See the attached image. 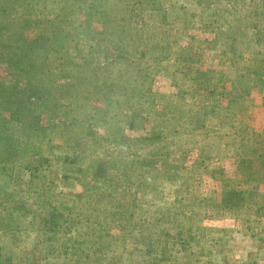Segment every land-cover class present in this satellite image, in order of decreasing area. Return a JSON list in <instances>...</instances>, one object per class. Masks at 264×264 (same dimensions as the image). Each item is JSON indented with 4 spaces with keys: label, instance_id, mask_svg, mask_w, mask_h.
I'll return each instance as SVG.
<instances>
[{
    "label": "rangeland",
    "instance_id": "374dc122",
    "mask_svg": "<svg viewBox=\"0 0 264 264\" xmlns=\"http://www.w3.org/2000/svg\"><path fill=\"white\" fill-rule=\"evenodd\" d=\"M1 260L264 264V0H0Z\"/></svg>",
    "mask_w": 264,
    "mask_h": 264
},
{
    "label": "trees",
    "instance_id": "16d2710c",
    "mask_svg": "<svg viewBox=\"0 0 264 264\" xmlns=\"http://www.w3.org/2000/svg\"><path fill=\"white\" fill-rule=\"evenodd\" d=\"M29 66H31V62L29 63ZM39 68H41V67H39ZM1 262H2V263H0V264H4V262H3L2 260H1Z\"/></svg>",
    "mask_w": 264,
    "mask_h": 264
}]
</instances>
